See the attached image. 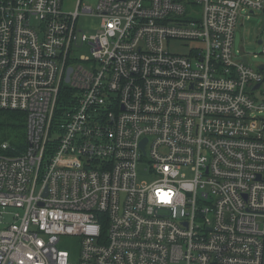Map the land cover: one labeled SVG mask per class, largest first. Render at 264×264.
<instances>
[{
	"label": "built area",
	"instance_id": "obj_1",
	"mask_svg": "<svg viewBox=\"0 0 264 264\" xmlns=\"http://www.w3.org/2000/svg\"><path fill=\"white\" fill-rule=\"evenodd\" d=\"M66 1L0 0V264H264V0Z\"/></svg>",
	"mask_w": 264,
	"mask_h": 264
},
{
	"label": "rangeland",
	"instance_id": "obj_2",
	"mask_svg": "<svg viewBox=\"0 0 264 264\" xmlns=\"http://www.w3.org/2000/svg\"><path fill=\"white\" fill-rule=\"evenodd\" d=\"M91 5H94V0H88ZM73 2L68 0L65 2L64 10L69 11L73 9ZM100 19L97 17H82L78 21L80 30H83L86 34L94 32V28L99 24ZM80 36V32L78 33ZM264 39V14L256 12L250 15L248 18L244 17L243 22L238 29H236L233 37V49H242L245 53L247 64L250 67H257L258 64L264 63V54L262 53V45L257 43V39ZM170 50L183 51L181 43L175 41L169 44ZM185 51V50H184ZM90 49L87 45L79 47L76 50V56H88ZM256 55V56H255ZM264 95V83L262 85ZM264 117V115H262ZM14 139H24L25 130L12 131ZM16 134V135H14ZM20 137V138H19ZM187 177H191L192 174L187 171ZM3 214V215H2ZM8 218L4 213H0V221H6Z\"/></svg>",
	"mask_w": 264,
	"mask_h": 264
},
{
	"label": "trees",
	"instance_id": "obj_3",
	"mask_svg": "<svg viewBox=\"0 0 264 264\" xmlns=\"http://www.w3.org/2000/svg\"><path fill=\"white\" fill-rule=\"evenodd\" d=\"M26 119L25 114L19 110H4L0 109V142L3 140H9L12 145L18 146V149H23L25 147L26 138ZM25 130L24 139L20 141L13 137L12 131ZM16 135V134H14ZM20 138V137H19ZM16 153V152H15Z\"/></svg>",
	"mask_w": 264,
	"mask_h": 264
},
{
	"label": "water",
	"instance_id": "obj_4",
	"mask_svg": "<svg viewBox=\"0 0 264 264\" xmlns=\"http://www.w3.org/2000/svg\"><path fill=\"white\" fill-rule=\"evenodd\" d=\"M258 43H261V40H259ZM257 69L261 70V71H262V74H263V76H264V63H262V64H258V65H257ZM70 70H71V69L69 68V69H68V74H69ZM66 80H68V76H67ZM258 86H259V84L255 85L254 88H257ZM143 144H144V143H143Z\"/></svg>",
	"mask_w": 264,
	"mask_h": 264
},
{
	"label": "crops",
	"instance_id": "obj_5",
	"mask_svg": "<svg viewBox=\"0 0 264 264\" xmlns=\"http://www.w3.org/2000/svg\"><path fill=\"white\" fill-rule=\"evenodd\" d=\"M259 40H261V43H262V41L264 40V39H262V38H259V39H257V43H258V41ZM261 43H258V44H261ZM234 51H239V52H241L242 53V55H243V57H245V53L243 52V50L242 49H239V50H234Z\"/></svg>",
	"mask_w": 264,
	"mask_h": 264
},
{
	"label": "bare ground",
	"instance_id": "obj_6",
	"mask_svg": "<svg viewBox=\"0 0 264 264\" xmlns=\"http://www.w3.org/2000/svg\"><path fill=\"white\" fill-rule=\"evenodd\" d=\"M0 222H5V221H0Z\"/></svg>",
	"mask_w": 264,
	"mask_h": 264
}]
</instances>
